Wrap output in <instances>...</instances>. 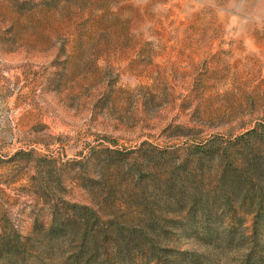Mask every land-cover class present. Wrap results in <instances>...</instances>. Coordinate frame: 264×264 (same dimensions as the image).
I'll use <instances>...</instances> for the list:
<instances>
[{
	"label": "rangeland",
	"instance_id": "1",
	"mask_svg": "<svg viewBox=\"0 0 264 264\" xmlns=\"http://www.w3.org/2000/svg\"><path fill=\"white\" fill-rule=\"evenodd\" d=\"M255 128L264 0H0V232L49 225L56 194L97 207L112 192L135 220L188 153ZM177 239L205 264H243L244 250Z\"/></svg>",
	"mask_w": 264,
	"mask_h": 264
},
{
	"label": "trees",
	"instance_id": "2",
	"mask_svg": "<svg viewBox=\"0 0 264 264\" xmlns=\"http://www.w3.org/2000/svg\"><path fill=\"white\" fill-rule=\"evenodd\" d=\"M262 147L264 130L256 128L224 148L215 140L199 145L187 154L179 172H171L162 183L164 200L143 194L135 220L126 219L123 209L109 206L112 192H106L97 207L56 194L49 225L36 222L26 237L12 226L2 228L0 260L6 264H205L208 254L174 246L177 238L186 237L217 251L244 250L243 264H264ZM237 148L244 152H236ZM191 164L201 168L206 164L208 169L198 175ZM142 171L131 172V177L142 180ZM206 175L209 189L201 190ZM87 183L83 185L88 187ZM198 192L208 193L202 199ZM158 204L166 207H154ZM247 216H252L250 234Z\"/></svg>",
	"mask_w": 264,
	"mask_h": 264
}]
</instances>
